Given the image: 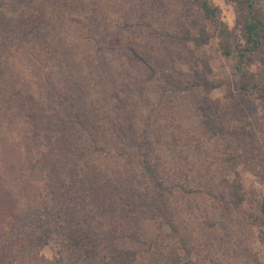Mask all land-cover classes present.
Instances as JSON below:
<instances>
[{
	"label": "rangeland",
	"instance_id": "374dc122",
	"mask_svg": "<svg viewBox=\"0 0 264 264\" xmlns=\"http://www.w3.org/2000/svg\"><path fill=\"white\" fill-rule=\"evenodd\" d=\"M207 1L218 14L215 23L203 18L189 0H81L74 15L79 24L63 28L71 46L74 42L71 28L76 29L80 24L95 28L104 19L106 36L113 37L117 43L138 37L145 39L143 43H152V48L159 47L153 54L146 52L139 43L137 49L143 51L144 57H139L138 61L126 49L112 53V71L116 67V72L129 77L123 85L130 105L119 113L111 111L107 115L115 119V123L109 121L103 128L112 147L111 156H92L85 164L83 158L77 156V150L69 147L62 164L66 170H72L75 177L67 178V187L62 191H67L63 194V201L72 203L66 214L69 223L65 222V226L72 229L73 232L69 233L76 232L84 239L81 245L86 253L93 250L104 253V264H113V261L105 246L87 244V226L97 227L93 228L97 234L107 230L111 227L109 221L118 215L108 200L116 194L115 190L118 189L121 197L130 183L139 185L138 192L146 184L136 176L138 165L135 162L127 164L133 174H128V178L121 177L125 157L122 161L115 157L117 149L122 147L117 143L121 134L116 128H120L121 123L123 131L130 127L126 119L132 107L136 132L139 129L145 138L142 148L147 149L148 160L158 166L161 179L169 186L166 198L174 223L180 232L187 234L185 239L193 247L192 261L199 264H264V51L243 64L256 88L251 92H240L232 61L222 54L221 45L236 43L243 47L241 21L245 11L235 0ZM256 9L264 21V0H256ZM22 11L28 12V8ZM193 20L196 21V25L190 28L193 33L203 24L210 35L201 53L208 60L211 74H206L204 68L191 59L183 62L174 56L171 60L164 51L165 40L172 36L162 34L161 30L167 29L170 34L176 32L177 35ZM144 21H150V26L144 25ZM121 26L124 28L119 30ZM223 26L226 34L221 33ZM47 33L51 40L61 35L59 32L54 33L55 36L50 31ZM95 34L102 41V31ZM42 47L43 50L36 46L33 55L45 63L44 72L41 69L38 74L34 60L26 59L25 63H28L29 73L39 75L35 78L41 83L38 89L31 88L35 93L32 101L40 102L41 116H46L44 109H47L53 117L64 105L56 96L60 90L56 85L65 76L68 52L53 54L46 51L44 44ZM75 62L78 63L79 59ZM92 66L87 64L85 69L90 76L96 71ZM167 78L170 82L166 81ZM106 83L108 86L107 80ZM209 83H214V87L208 90L204 85ZM109 90L116 98L121 88L118 84H110ZM39 94L45 99L38 97ZM113 105L114 102H110L105 109L111 110ZM95 108L97 106L91 109ZM56 113L59 123H65L66 117ZM100 118L107 120L106 117ZM221 130L223 134H219ZM119 173L120 180L115 182L113 176L118 178ZM108 178L113 180L108 184L112 196L100 207L93 197L94 189L102 186V180ZM238 195L243 197L242 200ZM121 199L116 200L118 208ZM11 202L15 204L10 197L0 200V226L5 223L0 234L10 232L6 222L11 221L13 215ZM70 216L80 218L79 227L70 223ZM100 225L103 228H99ZM47 230V242L38 249L36 257L26 252V233V237L20 235L21 246L17 244L14 254L0 256V264H54L53 260L57 261L56 264H86L80 254L72 259L62 245L69 236L64 227L55 222L50 223Z\"/></svg>",
	"mask_w": 264,
	"mask_h": 264
},
{
	"label": "trees",
	"instance_id": "16d2710c",
	"mask_svg": "<svg viewBox=\"0 0 264 264\" xmlns=\"http://www.w3.org/2000/svg\"><path fill=\"white\" fill-rule=\"evenodd\" d=\"M189 1H192L203 18L212 23L217 21L218 14L207 0ZM235 1L245 11L241 21L244 45L240 47L236 43L233 46L226 43L221 48L222 54L232 61L238 76V90L247 93L257 85L243 69V64L264 51V21L257 14L256 0ZM79 3L81 4V0H0V200L10 197L15 201L14 205L11 202V221L6 222L10 232L0 234V256L14 254L17 244L21 246L20 235L26 237L27 233L26 252L36 257L38 249L47 242L50 223L56 222L69 235L68 241H62V245L72 259L80 254L86 264H104V253L98 254L97 250L86 253L84 245H81L84 239L75 231L69 233L73 232L72 229L65 226L68 221L66 214L72 208V203L63 201V194H67V191H62L67 187V178L75 177L73 171L71 173L66 170L62 164L69 147L77 150V156L83 158L85 164L92 156L100 158L111 153L112 147L103 128L109 121L115 123V119L107 115L111 111L119 113L130 105L123 85L129 77L116 72V67L112 71V53L121 48L126 49L138 61L139 57H144L143 51L137 49L139 43H142L146 52L153 54L157 53L159 47L152 48V43H143L145 39L138 37L117 43L113 37L106 36L108 32L105 30L104 19L95 28L83 24L77 25L76 29L71 28L74 42L69 46L63 28L79 24L74 18ZM25 7L28 12L22 11ZM149 23L144 21L147 27L150 26ZM195 23L193 20L191 25L183 26L177 35L176 32L170 34L167 29H162V34L172 36L165 40L164 51L171 60H174V56L183 62L191 59L197 66H202L206 74H211L208 60L201 53L203 46L209 42L210 35L203 24L193 33L191 26H195ZM123 28L121 26L119 30ZM47 31L53 33V36L56 32L61 35L51 40ZM99 31H102V41L95 34ZM221 33L226 34L225 26ZM43 44L46 51L50 50L53 54L68 52L66 58L69 62L65 76L56 85V88H60L56 96L64 104L56 111L66 117L62 124L57 120L56 112L50 117L51 111L44 109L46 116H41L40 102L32 101L35 93L31 92V88L38 89L41 83L35 78L39 75L33 76L27 71L28 63L25 61L34 60L38 74H41L38 70L43 69L44 72L45 63L33 55L36 46L43 50ZM31 45L34 47L31 48ZM69 53L71 56H68ZM77 58L78 63L75 62ZM87 64L96 69L91 76L85 71ZM148 67L153 71V67ZM106 80L109 82L108 86ZM166 81L170 82V79L167 78ZM110 84H118L121 88L116 98L109 90ZM204 87L209 90L214 87V83ZM37 96L45 99L40 94ZM47 100L51 103L50 98ZM110 102H114V105L111 110H106ZM94 106L97 108L91 109ZM132 108L126 119L130 127L123 131L121 123L120 128H116L121 134L117 137V143L122 144V147L117 149L114 146L117 149L115 157L121 161L125 157L121 177L125 175L128 178V174H133L127 164L135 162L138 165L136 176L146 184L138 192L139 185L130 183L119 197L118 189L112 196L108 185L113 180H102V186L94 189L93 197L101 207V203L102 206L105 205L106 200L112 196L108 200L113 212L117 210L118 215L109 221L111 227L101 234L93 230L97 227L87 226V244L94 247L105 246L113 264H199L191 259L194 251L185 239L187 234L180 232L174 223L166 198L169 186L161 179L158 166L152 165L148 160L147 149L142 148L145 138L142 131L138 129L136 132ZM100 116L107 120L103 121ZM223 133L221 130L219 134ZM113 179L115 182L120 180V173L118 178L113 176ZM142 186L143 184L140 187ZM180 187L183 188V185L180 184ZM237 197L241 200L243 198L239 195ZM119 198L122 201L118 208L116 200ZM79 221V217L70 216V223L76 227H79ZM1 228H5V223ZM99 228L103 226L100 225ZM56 229L60 231L59 228ZM53 261L54 264L57 263L56 260Z\"/></svg>",
	"mask_w": 264,
	"mask_h": 264
}]
</instances>
